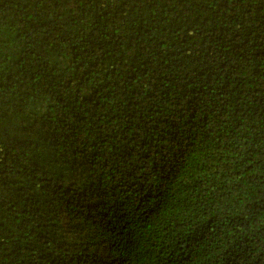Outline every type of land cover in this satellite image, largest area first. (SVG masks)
<instances>
[{"label":"trees","instance_id":"obj_1","mask_svg":"<svg viewBox=\"0 0 264 264\" xmlns=\"http://www.w3.org/2000/svg\"><path fill=\"white\" fill-rule=\"evenodd\" d=\"M0 264H264V0H0Z\"/></svg>","mask_w":264,"mask_h":264}]
</instances>
